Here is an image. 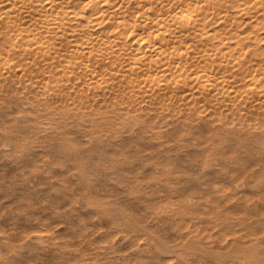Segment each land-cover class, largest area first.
<instances>
[{
	"label": "rangeland",
	"instance_id": "1",
	"mask_svg": "<svg viewBox=\"0 0 264 264\" xmlns=\"http://www.w3.org/2000/svg\"><path fill=\"white\" fill-rule=\"evenodd\" d=\"M46 1L15 0V9L0 11V69L10 71H0V264H264V124L222 90L239 86L233 75L255 57L247 49L253 42L240 48L235 35H247L258 19L235 14L233 6L254 11L256 0L184 6L194 25L175 36L188 34L195 48L176 47L192 58L168 71L224 81L198 90L203 79L189 82L191 97L187 90L172 95L171 81L148 95L152 104L143 88L128 98L129 89L143 85L118 77L156 74L169 44L131 68L133 40L154 34L136 22L139 15L123 17L133 32L101 18L99 28L116 35L105 46L114 52L95 64L104 48L88 44L79 53V75L61 80L65 49L93 32L73 33L68 19L59 29L42 22L84 0L42 7ZM164 9L146 5L141 12L154 18ZM57 30L73 33L71 42ZM200 30L206 36L195 37ZM42 41L57 50L38 49ZM55 54L60 60L50 58Z\"/></svg>",
	"mask_w": 264,
	"mask_h": 264
},
{
	"label": "bare ground",
	"instance_id": "2",
	"mask_svg": "<svg viewBox=\"0 0 264 264\" xmlns=\"http://www.w3.org/2000/svg\"><path fill=\"white\" fill-rule=\"evenodd\" d=\"M54 1L55 0H47L46 2L42 3L41 6L46 7L47 5H52ZM192 1H198V0H84V2L80 3L78 6H72L71 8H69V6L62 7L54 15L46 14L42 22L47 25L48 24L56 25L57 29H59L64 19H68L73 24V27H74L73 33L77 32L78 30L85 31L84 29H89L93 32V33H88L89 40L83 41L80 44H72L67 49H65V56L68 55V58L69 56H72L73 59L77 58L78 60L72 61V60H68V58L66 57V60H64L63 65L62 66L60 65L61 66L60 68L61 76L64 77L61 80L68 81L69 76L71 74L79 75L75 72V68L79 66V64H84L83 59L81 58L79 53H81L84 47L87 46L88 44L96 42L99 46L104 48L105 53L100 55V59L97 60L95 64L104 62V60H106L114 52V50L111 47L105 48V46H107L111 41H113L114 38H116V35L115 33L106 34L99 28V24L103 20L101 18L108 19L109 21H111V23H114L116 25H123L126 30L133 32L135 28V24H131L123 20V17L125 15L133 14V15H139L136 22L142 23L145 25L144 28L148 30L147 35L154 34V36L152 37V39L150 38L146 39L145 36H140L133 40L132 46L134 47L136 52H135V58L130 63L131 68L144 66V64L142 63L143 58L140 56L142 54L145 55L147 51L156 52V53L160 52L163 49L162 47L164 46V44H161L163 42H166L167 44H169L171 47V50L161 51V55H162L161 60H163V62L160 65L161 66L160 71H157L156 74L143 73L141 74V76L135 77V78L132 77L131 79H127V75H122V78H121V75L120 77H118L119 82L126 80L125 82L130 86H135V85H140V84L143 85L142 87H139L138 90L134 88L129 89L127 91L128 98L137 97L139 90L143 88L144 93L142 94V97L148 98L150 100V103L152 104L154 103L152 101L153 99H151L148 95L154 94L155 90L166 91L171 81L175 83V86H170L171 94L177 95L179 92H186V90L191 92L190 94L185 93L186 97L193 96V93H192L193 85L190 84L189 82L191 83L199 82L201 81V79H203L204 82L202 85L197 84L196 86L197 90L200 89L201 86L204 88L207 87L208 85L211 84L212 81L222 83L224 81L222 77H212L209 74H205L201 76V74L196 72L194 75L190 76V75H185L182 72L174 73V72L168 71L169 67L184 66L188 64L190 62V59L192 58L189 55H185L183 52H178L176 50V47L184 45L187 50L194 49L195 48L194 47L195 45L193 43L194 40L190 38L188 34L184 35L183 37L175 36V33L177 31H188L190 27L194 25L193 24L189 26L192 16H193L192 15L193 10L191 8L186 10L188 7L196 6V4H193ZM227 1L228 0H224L225 3ZM14 2L15 0H0V11L2 12V11L9 10V9H15V6L13 5ZM215 4L218 9H221L225 6L221 4L220 0L215 1ZM255 4L256 6H255L254 11H250L249 8H246L244 6L241 7V4L239 3L233 6L236 8L235 14L237 15L253 14L254 17L258 19L257 25L253 26V28L250 30V32L247 35H243V36L235 35L237 45L240 48L245 47L244 41L246 40L253 42L247 45V49L251 52L250 55L251 56L255 55V57L250 58L249 67L240 66L241 67L240 71L236 72L233 75L235 82L238 81L239 86H236L235 89H233V87H227L225 84H222V90L232 95V97L237 102V104L241 106L239 108H242L244 106L245 108L243 109L247 111V114L250 115L251 119L252 118L259 119L264 124V48H261L258 45L259 43L264 44V0H256ZM146 5L155 6L156 9L158 10L162 8H166V9H164L165 12L153 18L152 16L146 14L145 11L141 12V10L146 7ZM184 6H186L187 8L184 9L183 8ZM88 12L91 13L89 17L86 16V13ZM183 12L185 13L183 14ZM226 16L227 15L224 14L222 17L225 18ZM81 20H83L84 23H81L80 22ZM7 23H14V21L9 20L7 21ZM73 33H71L70 35H67L62 30L56 31L57 37L66 36L65 39L67 43L71 42V37L73 36ZM226 33H230V30L226 31ZM203 36H206V32L202 30H200L199 32L195 34V37H198V38H201ZM46 45H48L49 50L51 49L53 51L57 50V48H55V44L53 42L51 43L50 41L49 42L42 41L36 47L38 49H42L43 47H46ZM124 46H122L121 48H124ZM88 53H91V52L89 51ZM198 53H199V57H201L200 50L197 51V54ZM60 55L61 54H55L52 57L50 56V58L60 60L59 58ZM220 57H221V60H223L224 54L220 53ZM45 59H47V57ZM254 59L256 61H254ZM239 63L240 62H238L237 65H239ZM221 65L222 64H219V66ZM149 66L156 67L157 65L155 61L150 60ZM0 71L3 72V74L5 73L10 74L8 73L9 68L2 67ZM115 75L117 74L115 73ZM102 81L104 80L101 79V82ZM107 81H104L105 87L108 86ZM243 83H245L244 88H242ZM178 84H182V85L179 86ZM61 86L63 88L64 84L62 83ZM60 93L61 92H59V94ZM115 110H117V108H115ZM112 111L113 113L115 112L114 110ZM115 117H116V114H115ZM117 119L120 120L119 117ZM234 246L236 248V245ZM236 251H237V248L234 250V252Z\"/></svg>",
	"mask_w": 264,
	"mask_h": 264
}]
</instances>
